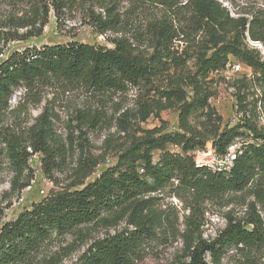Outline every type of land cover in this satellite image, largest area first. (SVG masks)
Masks as SVG:
<instances>
[{"label": "trees", "instance_id": "trees-1", "mask_svg": "<svg viewBox=\"0 0 264 264\" xmlns=\"http://www.w3.org/2000/svg\"><path fill=\"white\" fill-rule=\"evenodd\" d=\"M10 1L49 4L41 7L45 10L38 31L21 37L28 39L41 34L50 8L59 21L65 9L80 0ZM88 1L99 9L98 13L90 9L89 25L100 34L122 32L118 11L108 0ZM139 1L155 4L159 12L144 31L149 53L138 44L140 35L122 34L109 39L112 48L69 42L26 48L0 62V133L15 92L51 81L77 84L97 94L124 93L143 86L146 102L136 103V123H145L153 116L161 124L151 130L138 127L116 164L86 185L83 182L95 164L91 169L80 161V180L73 187L82 188L48 195L15 220L4 223L0 228V264H29L33 254L53 238L73 234L84 225L108 223L112 216L118 222L125 220V229L93 242L75 264H134L161 223L154 212L153 195L174 183L177 189L204 197L238 193L253 185L259 198L264 190V129L254 118L258 104L264 111V60L249 44L257 42L264 49V12L232 16L219 0ZM191 60L193 71L187 69ZM232 60L250 68L252 77L248 80L244 76L234 86L238 112H243V117L236 126L227 128L208 100L214 96L211 74L224 71ZM250 88L257 89L258 94L244 92ZM248 94L249 98L252 95L249 102ZM172 108L178 111V131L165 132L160 114ZM195 116L203 120L200 129L191 124ZM246 131L254 142L242 145L228 173L198 167L189 154L208 144L222 154L235 138L245 137ZM19 139L2 141L16 176L30 172L27 162L32 154L42 155L41 165L47 175L62 168L66 149L55 138L45 115ZM168 145L181 152L167 151ZM27 186L25 183L23 188ZM184 252L178 264H222L231 252L238 258L234 264H258L264 254V221L256 204H250L245 220L228 218L212 241L188 238Z\"/></svg>", "mask_w": 264, "mask_h": 264}, {"label": "rangeland", "instance_id": "rangeland-1", "mask_svg": "<svg viewBox=\"0 0 264 264\" xmlns=\"http://www.w3.org/2000/svg\"><path fill=\"white\" fill-rule=\"evenodd\" d=\"M219 1H224L223 6L232 16H250L257 11L264 12V0ZM107 2L117 9L122 21V32L119 34H100L89 25L90 9L94 8V13H98L99 9L92 6L93 2L80 0L72 8H66L59 21L55 19L50 8L47 24L42 28L41 34L21 39L28 33L35 34L38 31L45 10L41 7L49 4L47 1L27 5L0 0V62L12 53L26 48L69 42L112 48L109 39L122 34L140 35L142 39L138 44L149 53L144 31L153 15L159 13L155 4L139 0ZM40 4L41 6H37ZM193 63V60L187 63L189 71L194 70ZM238 64L246 69L239 61L232 60L224 71L210 76L215 98L212 107L222 118L223 126L228 125L236 116L237 99L234 86L239 84L242 74H233L231 67ZM244 92L258 94L255 88ZM145 93L141 86L124 93L97 94L80 85L59 81L17 90L9 102L0 133V228L48 195L82 188V185L73 187L80 180V161L87 163L89 168L95 164L91 168L90 176L83 182L86 185L116 164L118 156L128 147L138 127L144 130L159 127L160 122L153 116L145 123H136L139 109L137 104L146 102ZM252 95L249 98L248 94V102ZM247 107L250 113L249 105ZM125 113L127 115L123 116ZM42 115L51 121L55 138L65 147V161L61 169L53 170L47 175L41 165L42 155L32 154L27 162L30 172L25 170L22 175L16 176L2 141L25 138ZM160 116L165 123V132L178 131L177 109L165 110ZM254 118L256 121V114ZM202 122L196 116L191 120L192 126L197 129H200ZM124 127L128 129L125 133L121 131ZM167 151L177 154L181 152L173 145H168ZM25 183L28 186L23 188ZM175 185L174 183L173 187L153 195L154 212L161 223L155 230L153 239L143 247L140 259L134 264H178L186 254L184 247L188 238L212 241L225 228L228 218L245 220L251 203L256 204L264 221V190L260 189V196L256 198L253 185L241 192L219 197L184 192ZM125 227V220L118 222L113 216L108 219V223L84 225L73 234L53 238L45 243L33 254L29 264H75L93 242L113 235ZM233 255L231 252L224 257L222 264H234L238 258ZM258 264H264V254Z\"/></svg>", "mask_w": 264, "mask_h": 264}, {"label": "built area", "instance_id": "built-area-1", "mask_svg": "<svg viewBox=\"0 0 264 264\" xmlns=\"http://www.w3.org/2000/svg\"><path fill=\"white\" fill-rule=\"evenodd\" d=\"M250 46L258 49L264 57V49L260 43L257 42H249ZM233 74H242L241 79L245 76L248 80L252 77V71L250 68L245 67L246 69L238 64L233 65L232 67ZM219 72V71H218ZM218 72H214L215 74ZM221 72V71H220ZM212 73V74H214ZM240 79V80H241ZM239 80V82H240ZM215 101L214 96L208 100V103L212 106ZM256 123L259 128L264 129V111L260 104H258L256 111ZM243 117V112H238V108L236 107V116L230 121L227 128H233L239 123V120ZM246 117L249 118V111L246 112ZM245 137H237L233 140V142L227 147L224 153L216 152L210 144L205 149H194L189 154L192 155L196 165L198 167H203L214 173H228L233 167L234 161L240 151V148L243 144H249V142H254L251 138L252 134L249 131H246Z\"/></svg>", "mask_w": 264, "mask_h": 264}]
</instances>
